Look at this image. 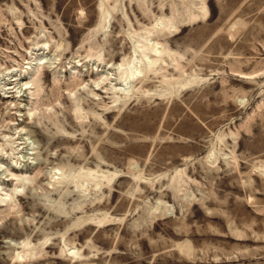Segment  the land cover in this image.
I'll return each instance as SVG.
<instances>
[{"label":"rangeland","instance_id":"1","mask_svg":"<svg viewBox=\"0 0 264 264\" xmlns=\"http://www.w3.org/2000/svg\"><path fill=\"white\" fill-rule=\"evenodd\" d=\"M0 264H264V0H0Z\"/></svg>","mask_w":264,"mask_h":264},{"label":"bare ground","instance_id":"2","mask_svg":"<svg viewBox=\"0 0 264 264\" xmlns=\"http://www.w3.org/2000/svg\"><path fill=\"white\" fill-rule=\"evenodd\" d=\"M132 75H133V73H132Z\"/></svg>","mask_w":264,"mask_h":264}]
</instances>
